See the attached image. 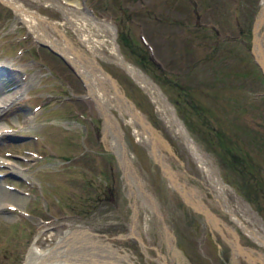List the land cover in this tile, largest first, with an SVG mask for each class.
I'll list each match as a JSON object with an SVG mask.
<instances>
[{"label":"rangeland","instance_id":"rangeland-1","mask_svg":"<svg viewBox=\"0 0 264 264\" xmlns=\"http://www.w3.org/2000/svg\"><path fill=\"white\" fill-rule=\"evenodd\" d=\"M18 1L25 10L16 13L0 0V60L16 65L12 77L0 74L3 91L16 94L0 111V122L8 126L0 133V192L21 198L20 205L0 206V264H22L34 240L49 248L64 232L111 243L89 247L96 260L91 264H128L124 251L135 264H223L220 254L229 255L227 264H264V242L248 230L264 234V74L256 47L259 36L264 50V0H84L95 17L112 23L102 32L89 22L80 30L104 38L93 43L101 50L95 58L141 112L143 119L132 124L111 94L114 86L104 83L113 98L107 111L152 202L124 174L104 135L98 104L76 68L38 42L45 40L37 36L35 23L41 22L47 34L90 53L57 5L74 9L82 1ZM120 31L146 50L153 71L123 51ZM117 42L125 61L152 85L137 81L117 61ZM213 69L227 72L224 85L211 80ZM174 76L191 80L194 100L204 107L199 113L181 106L191 126L160 86ZM217 128L245 153L241 167L222 159ZM148 129L155 154L143 137ZM200 157L224 184L222 193Z\"/></svg>","mask_w":264,"mask_h":264},{"label":"bare ground","instance_id":"bare-ground-1","mask_svg":"<svg viewBox=\"0 0 264 264\" xmlns=\"http://www.w3.org/2000/svg\"><path fill=\"white\" fill-rule=\"evenodd\" d=\"M5 1L15 9L16 13H19L25 10V7L18 0H5ZM75 3L77 7L74 9H71V8H67V6L57 1V5L65 10L67 17L69 18L70 22L73 23L75 29L79 32L80 39L82 40V42L86 43V46L90 50V53H86L80 50L78 47H75V46L73 47L72 45H70L68 40H65L66 42L64 43V41H60L56 39L53 35L47 34V32H45L43 28L44 25L40 24L41 22L39 24L35 23V26L38 29L37 36L45 39L43 41L49 43L51 46H53L55 49L61 52L67 59L70 58L73 61V64L76 70L81 75L87 88L91 92V95L95 98L98 104L100 112L104 118L103 120L104 135L110 136L109 138L110 142L114 146L115 151L120 159V162L124 169V174L127 176V179L130 183H133V180H135L139 188L142 189L143 194H144L143 196L146 197L150 202H152L151 201L152 195H150L144 188H142V184L137 177V173L131 162V158L127 153L125 141L123 140L121 136L120 130L118 126L115 124V121L113 120L110 113L107 111V105L109 104V101L113 100V98L111 99V97L107 95V93H110V92L104 88L103 86L104 83L108 81L114 86L113 87L114 92H111V94L115 96V99L117 100L118 104L121 105L122 108L127 110V112H129V114L132 117L130 119V122L132 124L134 123L136 118H139V119L142 118V115L137 110L136 112L133 111V109L129 106L127 101L124 100L125 98L121 94L120 90L116 88V85L113 84L112 80L109 78L106 72L103 71L98 60L95 58V56H97L96 54L101 53L100 52L101 50L97 46H95L93 43H96L97 45L105 43L104 38L102 37L96 38L94 36L92 37L91 32L89 30L88 32H83L80 30V28L84 26L85 23L89 22L94 26L96 30L102 32V30L104 29L111 30L113 28L112 23L107 20H102V19L95 17L88 10H85L83 7H80L81 3L79 1H76ZM76 10H79L80 13L76 14L75 13ZM261 21H262V18L260 17L259 22ZM258 37L259 36H257V39H256V45H257L256 47L258 49L257 53L261 61H263L264 63V55H263L264 50L262 47L263 44L259 42ZM112 50L115 53L117 61L124 68H126V70L129 72L131 76H133L140 83L150 84L148 82L149 79L136 66L122 59V57L120 56L118 51H116V48L114 46L112 47ZM8 61L9 60L7 59L0 60V67H6L0 70V74L5 73L9 77H12L14 75L13 73L15 72L16 65L14 64V62L9 63ZM1 86H2V81H0V111H2L5 107H7L8 104L16 97L15 93H11V92L5 93L3 91L4 89H2ZM20 86L22 85L19 83L15 86V88L17 89V87H20ZM20 92L21 91L19 90L17 94L19 95ZM178 124H179L178 126L180 127V130L182 131V134L187 136L188 132L186 133L184 126L181 123H178ZM7 127L8 126L6 125V123L0 122V133H2L4 129H8ZM143 137L147 141L150 142L151 147L155 154V147L157 146H155L156 145L155 138H154L153 133L150 131V129L144 132ZM189 143L191 142L189 141ZM156 151H159V150L156 149ZM159 157L161 158L160 153H159ZM1 159L5 160V158H1ZM200 161L202 164H204L207 167L208 171H213L214 168L210 166L209 163H207L203 157H200ZM6 162L9 163L12 168L17 167L16 163H14L11 160H6ZM164 167L165 169L167 168L166 165ZM167 172L169 173V171ZM213 174H214V184L219 190V192L222 193L224 184L216 176L214 171H213ZM220 196L222 197L223 201H225L226 198H224V195L221 194ZM14 197L15 196L1 191L0 192V206L20 205L21 198L20 197L14 198ZM228 210L231 211L230 209ZM237 220L239 219L237 218ZM248 230L250 231L251 235L255 239L264 242V234H262L261 232L258 233L259 231H257L254 228H250ZM86 237L87 238L84 239L77 234L70 233V232H64V234L61 233L58 235L57 243L54 246L49 247V248H40L37 245L36 240H34L32 244L30 245V247L28 248V252L22 264H91V261L96 262L95 258H92L93 249L89 247L100 245L101 241H99L98 239H91L88 235H86ZM101 244L111 246V243L108 244L107 241L101 242Z\"/></svg>","mask_w":264,"mask_h":264},{"label":"trees","instance_id":"trees-1","mask_svg":"<svg viewBox=\"0 0 264 264\" xmlns=\"http://www.w3.org/2000/svg\"><path fill=\"white\" fill-rule=\"evenodd\" d=\"M118 41L120 44L124 47L123 51L126 52L129 56L132 57V59L140 65V67L144 68L146 71H153V67L151 66V63L149 62L148 55L146 50L140 45V43L132 36L129 35V32H123L120 31L118 35ZM215 50V48L211 50V52H208L203 56V59H208L212 55V52ZM221 58L219 56L218 60ZM197 58L194 59L188 66V70L190 69V66H193L194 63H196ZM155 74V73H154ZM227 72L224 71V69H213V74L211 80H220L221 82L226 79ZM180 76H174L173 78H169L168 81L171 82V84L167 85L165 82L160 83V86L162 89L168 94L171 101L175 104L176 109L178 113L184 118L185 122L188 124V126H191L190 121L187 119V115L181 110V106L184 104H187L190 106V108L195 112H205L204 107L196 102L194 100L193 96V85L191 80L189 79L186 82H181ZM261 79L264 80V77L261 76ZM223 84V82H222ZM224 85V84H223ZM172 91V92H169ZM177 92V94H176ZM215 133L217 136L218 144H220L223 148V151L220 152L221 157L224 161L228 162L227 164L231 167L239 168L241 167V162L245 161V153H242L240 151V148L236 146V144H233V142L229 139V136L225 133V130L222 128L215 129ZM241 164V165H240ZM251 199V198H250Z\"/></svg>","mask_w":264,"mask_h":264},{"label":"water","instance_id":"water-1","mask_svg":"<svg viewBox=\"0 0 264 264\" xmlns=\"http://www.w3.org/2000/svg\"><path fill=\"white\" fill-rule=\"evenodd\" d=\"M41 44H43V45H45V46H47L48 48H50L51 50H53L54 52H56V53H58V54H60L57 50H55V49H53L49 44H47V43H44V42H40ZM116 46H117V50H118V52L120 53V51H119V49H118V44L116 43ZM121 54V53H120ZM61 55V54H60ZM121 56V55H120ZM259 64H260V66H261V68H262V70H263V74H264V64H263V62L261 61V60H259ZM107 74V73H106ZM108 75V74H107ZM109 76V75H108ZM109 78L112 80V82H113V84H115L116 85V82H115V80L111 77V76H109ZM152 81V80H151ZM152 83L154 84V86L156 87V88H158V85L157 84H155L153 81H152ZM116 88H118L117 87V85H116ZM119 89V88H118ZM120 90V89H119ZM121 92V91H120ZM122 93V92H121ZM123 95V94H122ZM163 95V94H162ZM126 99H127V97L125 96V95H123ZM128 100V99H127ZM164 100L167 102V100L164 98ZM130 102V104L134 107V105H133V103L131 102V101H129ZM134 109H136L135 107H134ZM137 110V109H136ZM172 110H174L173 109V107H172ZM138 111V110H137ZM174 116L176 117V115L174 114ZM146 122V124L148 125V123H147V121H145ZM187 132V131H186ZM205 152V151H204ZM205 154H207V152H205ZM107 243L109 244L110 242L109 241H107ZM113 248H116L117 249V247H113ZM116 249H114V250H116ZM121 255H124L125 256V258H126V261H127V263L128 264H135L128 256H127V253L124 251V252H122V253H120Z\"/></svg>","mask_w":264,"mask_h":264},{"label":"flooded vegetation","instance_id":"flooded-vegetation-1","mask_svg":"<svg viewBox=\"0 0 264 264\" xmlns=\"http://www.w3.org/2000/svg\"><path fill=\"white\" fill-rule=\"evenodd\" d=\"M79 79H81L80 77H79ZM82 80V79H81ZM217 246H219V243H218V245ZM235 247H236V245H234ZM230 247H231V245H230ZM237 248V247H236ZM235 248V249H236ZM245 248V247H244ZM231 249H232V247H231ZM229 250L230 252L232 251V250ZM219 250V249H218ZM233 250H234V248H233ZM243 254H246L245 253V250L244 251H241ZM220 256H221V258H222V262H223V264H227L226 262H228V257H229V255L228 254H226V255H223L222 256V254H220Z\"/></svg>","mask_w":264,"mask_h":264}]
</instances>
